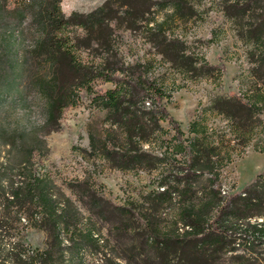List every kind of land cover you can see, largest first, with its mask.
Returning <instances> with one entry per match:
<instances>
[{
  "label": "trees",
  "instance_id": "obj_1",
  "mask_svg": "<svg viewBox=\"0 0 264 264\" xmlns=\"http://www.w3.org/2000/svg\"><path fill=\"white\" fill-rule=\"evenodd\" d=\"M10 2L0 0V24L6 29L0 47V81L11 79L13 85L0 91V100L18 80H27V88L35 87L45 100V123L41 130L33 131L34 140L28 146L25 134L0 131V145L15 150L22 145L18 151L24 160L20 181L10 179L9 187L0 182V194L6 210H13L7 221L42 230L48 243L44 250L31 248L22 240L9 251L0 246V264H85L86 249L100 250L112 241L119 245L127 235H132L130 257L115 264H264V172L241 192L223 195L221 172L233 162L236 145L226 133L211 129L206 115L190 123L186 137L163 103L171 100L170 93L151 77L154 63L128 64L117 45L118 31H130L184 80L218 81L220 68L204 55L191 52L177 33L198 18L192 1L99 0L91 10L69 16L62 12L63 0ZM221 2L225 17L243 25L241 38L260 48L257 73L264 81V0ZM29 13L41 37L33 53L26 51L19 59L15 32ZM164 13L159 21L157 15ZM81 52L93 61L82 60ZM34 65L46 68L45 75L35 77ZM98 83L115 88L98 91ZM85 99L107 110L110 125L101 136L90 134L92 157L123 173L160 171L152 183L154 189L125 205L113 203L89 180L70 184L86 200L90 214L86 222L48 171L39 173L42 168L34 163L36 153L47 148L41 134L60 131L64 113ZM207 110L224 117L231 136L245 147L259 128L255 119L264 112V89L247 97L217 96ZM162 123L175 132L168 141H162L168 132ZM155 143L166 146L161 155L144 148ZM99 222L111 226L107 240L101 239Z\"/></svg>",
  "mask_w": 264,
  "mask_h": 264
},
{
  "label": "rangeland",
  "instance_id": "obj_2",
  "mask_svg": "<svg viewBox=\"0 0 264 264\" xmlns=\"http://www.w3.org/2000/svg\"><path fill=\"white\" fill-rule=\"evenodd\" d=\"M21 0H11L17 3ZM99 0H63L61 9L67 16L73 12L91 10ZM199 15L177 33L185 39L190 51L204 55L207 62L222 71L218 81L200 80L190 82L175 73L168 64L155 55L154 50L144 39L132 35L130 31H118V47L123 59L128 64L137 61L154 63L151 77L158 79L171 95V100H164L165 108L181 129L189 136L190 123L206 115V123L211 129L220 134L226 133L227 138L235 146L233 162L222 170L223 189L229 194L241 192L250 185L258 175L264 172V112L256 117L259 128L249 145L243 146L230 134L228 121L218 115L211 114L207 107L217 96L249 95L256 89H264V81L257 73L261 61L260 48L240 36L243 25L234 24L224 15L221 0H191ZM167 13H171L168 10ZM164 14H158L157 19L162 21ZM31 13L25 24L15 33L18 36L19 59L24 52L33 53L36 43L40 39L39 28L32 22ZM3 23L0 24V47L6 36ZM9 39V38H8ZM80 58L84 61H93L88 53L81 52ZM101 62V59H97ZM38 65V64H37ZM4 71V70H3ZM46 68L34 65V75H45ZM20 75V69L15 75ZM27 80H18L17 85L5 91L8 95L0 100V131L18 132L25 134V145L33 142V131L41 130L45 123V100L38 90L27 88ZM13 85L8 79L0 81V91ZM115 88L113 84L98 83V91ZM147 105V104H146ZM107 110L91 105L87 99L76 108L68 109L62 119V129L50 135H42L47 148L44 153H36L34 163L39 173L48 171L62 193L70 197L83 215V221L90 217L86 200L69 187L70 184H79L90 181L94 189L103 193L113 203L125 205L130 200H140V196L156 186L152 184L160 171L147 173L146 171L120 172L113 170L101 158L90 154V134L101 136L109 129L106 121ZM167 134L162 141H168L175 134L167 123H162ZM22 145H19L20 149ZM163 143H155L144 148L155 155L165 151ZM9 146L0 145V182L9 187L10 179L20 181L19 174L24 167V160L20 151ZM10 193L9 190H7ZM13 211V210H12ZM12 211L5 208L3 196L0 194V246L9 251L15 243L22 240L31 248L44 250L47 248L48 236L42 230L28 228L17 220L7 221ZM168 213V212H167ZM164 213L163 216H166ZM25 215V214H24ZM25 224L24 221H22ZM101 239L111 237V226L107 223H98ZM66 239V234H63ZM132 235L125 236L121 244L115 245L112 241L109 246L100 250L86 249L83 252L85 264H115L124 263L122 259L130 257ZM116 258V260L114 259Z\"/></svg>",
  "mask_w": 264,
  "mask_h": 264
},
{
  "label": "built area",
  "instance_id": "obj_3",
  "mask_svg": "<svg viewBox=\"0 0 264 264\" xmlns=\"http://www.w3.org/2000/svg\"><path fill=\"white\" fill-rule=\"evenodd\" d=\"M147 104V106H149V103H146ZM149 147V146H148ZM229 194V192L227 191V190H225V189H223V195H228ZM186 229H188V228H186ZM183 230V229H182Z\"/></svg>",
  "mask_w": 264,
  "mask_h": 264
}]
</instances>
